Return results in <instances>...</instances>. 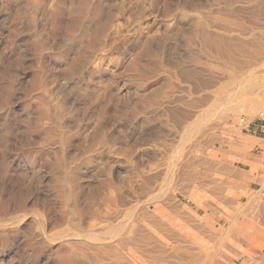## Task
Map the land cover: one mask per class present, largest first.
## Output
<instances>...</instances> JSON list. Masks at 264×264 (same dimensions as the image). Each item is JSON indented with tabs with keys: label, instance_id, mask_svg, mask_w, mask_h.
<instances>
[{
	"label": "rangeland",
	"instance_id": "rangeland-1",
	"mask_svg": "<svg viewBox=\"0 0 264 264\" xmlns=\"http://www.w3.org/2000/svg\"><path fill=\"white\" fill-rule=\"evenodd\" d=\"M158 218L264 264V0H0V264Z\"/></svg>",
	"mask_w": 264,
	"mask_h": 264
},
{
	"label": "bare ground",
	"instance_id": "bare-ground-1",
	"mask_svg": "<svg viewBox=\"0 0 264 264\" xmlns=\"http://www.w3.org/2000/svg\"><path fill=\"white\" fill-rule=\"evenodd\" d=\"M200 34V33H199ZM202 34V33H201ZM204 36V35H203ZM208 40V39H207ZM221 40V39H219ZM226 40V39H225ZM214 42V41H213ZM222 45V43H221ZM220 45V46H221ZM225 45V44H224ZM248 45V44H247ZM213 46V45H212ZM219 46V45H216ZM227 46V45H226ZM245 46V45H244ZM207 47V46H206ZM246 47V46H245ZM218 48V47H217ZM242 50L243 48L240 47ZM248 48V47H246ZM224 49V48H223ZM245 49V48H244ZM218 50V49H217ZM215 51V50H214ZM223 55V54H222ZM230 56V55H229ZM227 58V63H231L232 71L236 70L232 68V65L237 66L232 60ZM221 66V65H220ZM233 66V67H234ZM216 68V66H215ZM241 68V67H240ZM213 69V68H212ZM217 69V68H216ZM227 69V68H226ZM214 70V69H213ZM238 70V69H237ZM219 70H217L218 72ZM225 71V70H224ZM228 71V69L226 70ZM230 71V69H229ZM233 73V72H232ZM251 91V90H250ZM249 91V92H250ZM255 91V89H254ZM262 94V93H261ZM215 105V104H214ZM223 118V117H222ZM241 121V120H240ZM194 124V123H193ZM257 140L252 141V143ZM196 144V143H195ZM242 148V147H241ZM249 149V148H248ZM206 152V151H205ZM213 153V152H212ZM204 158V157H203ZM223 159V158H222ZM199 160V159H198ZM216 161V160H215ZM213 162V161H212ZM203 163V162H201ZM226 164V163H225ZM207 165V164H206ZM227 165V164H226ZM258 165V164H257ZM259 166V165H258ZM230 168V167H229ZM184 169V167H183ZM185 172V171H184ZM237 172V171H236ZM241 173V172H240ZM185 174V173H184ZM186 175V174H185ZM193 175V174H192ZM245 175V174H244ZM188 176V175H187ZM251 176V175H250ZM183 178V177H182ZM250 178V177H249ZM194 180V179H193ZM188 181V180H187ZM214 181V180H213ZM190 184V183H189ZM192 184V183H191ZM188 185V184H187ZM185 187V186H184ZM190 187V186H189ZM213 188V187H212ZM220 188V187H219ZM214 190V189H213ZM222 191V190H221ZM185 192V191H184ZM192 192V191H191ZM193 193V192H192ZM213 194V193H212ZM215 194V193H214ZM191 196V195H190ZM195 198V197H194ZM193 199V198H192ZM213 199V198H212ZM196 203V202H195ZM219 204V203H218ZM236 204V203H235ZM221 205V204H220ZM219 205V206H220ZM174 206V205H173ZM185 207V206H184ZM183 209V208H182ZM184 212V211H183ZM146 213V212H145ZM138 214V213H137ZM261 214V213H260ZM136 215V214H135ZM148 215V214H146ZM152 215V213H151ZM144 216V215H143ZM155 217V216H154ZM140 218V217H139ZM263 218V217H262ZM185 219V218H184ZM139 220V219H138ZM162 221V220H161ZM165 221V220H164ZM263 221V220H262ZM114 222V221H113ZM135 222V221H134ZM140 222V221H139ZM155 222V221H154ZM157 222V223H156ZM156 224L160 225V231L165 233L161 235V232H157L155 229H132L130 232L119 230L118 228L112 229L110 232L96 237L99 242V249L104 252L105 264H221L217 255L212 257L209 254L201 257H196V263L193 260L188 259L187 253L189 248L182 249V242H184V234L180 230L172 228L171 225L160 222L159 218L156 220ZM146 224V223H145ZM148 224V223H147ZM154 224V223H153ZM173 224V223H172ZM143 225V223H142ZM119 226V225H118ZM129 226V225H128ZM133 226V225H132ZM137 226V225H136ZM145 226V225H144ZM197 226V225H196ZM157 227V226H156ZM264 227V226H263ZM136 228V227H135ZM139 228V227H138ZM147 228V227H146ZM206 228V227H205ZM158 229V230H159ZM148 230V231H147ZM155 230V231H154ZM204 230V229H203ZM202 230V231H203ZM209 230V229H207ZM205 231V230H204ZM123 232V233H122ZM216 235V234H215ZM92 237V236H91ZM200 238V237H199ZM205 240V239H204ZM242 240V239H241ZM186 241V240H185ZM219 241V240H218ZM232 241V240H231ZM190 242V241H189ZM207 242V241H206ZM227 242V241H226ZM230 242V240H229ZM182 243V244H180ZM187 244V243H186ZM195 244V243H194ZM205 244V243H204ZM208 244V243H207ZM222 244V243H221ZM228 244V243H226ZM184 245V244H183ZM223 245V244H222ZM240 245V244H239ZM185 246V245H184ZM205 246V245H204ZM212 246V245H211ZM91 247V246H90ZM182 247V248H181ZM94 248V247H93ZM223 248V247H222ZM95 249V248H94ZM211 249V248H208ZM224 249V248H223ZM227 249V248H226ZM228 249H230L228 247ZM244 248L243 250H245ZM212 250V249H211ZM219 250V249H218ZM207 251V250H206ZM240 251V250H239ZM205 253L203 250L201 251ZM208 252V251H207ZM241 252L242 249H241ZM245 252V251H244ZM247 252V250H246ZM245 252V254H246ZM209 253V252H208ZM92 254V253H91ZM192 254V253H191ZM189 252V255H191ZM201 254V253H200ZM212 254V253H211ZM217 254V253H216ZM220 254V253H219ZM243 254V253H242ZM193 256L195 254H192ZM191 255V256H192ZM198 256V254H197ZM220 256V255H219ZM244 255H236L230 258L228 264H239L238 261H243ZM194 257V258H195ZM238 257V258H236ZM94 258V255H93ZM104 259V258H103ZM92 261V260H91ZM243 264V263H242Z\"/></svg>",
	"mask_w": 264,
	"mask_h": 264
},
{
	"label": "crops",
	"instance_id": "crops-1",
	"mask_svg": "<svg viewBox=\"0 0 264 264\" xmlns=\"http://www.w3.org/2000/svg\"><path fill=\"white\" fill-rule=\"evenodd\" d=\"M259 138H261V137H259ZM263 139V138H262Z\"/></svg>",
	"mask_w": 264,
	"mask_h": 264
}]
</instances>
